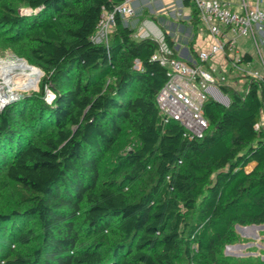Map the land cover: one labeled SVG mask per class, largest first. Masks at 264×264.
Instances as JSON below:
<instances>
[{
    "label": "trees",
    "instance_id": "trees-1",
    "mask_svg": "<svg viewBox=\"0 0 264 264\" xmlns=\"http://www.w3.org/2000/svg\"><path fill=\"white\" fill-rule=\"evenodd\" d=\"M18 1L37 13L24 19L0 0V29L12 34L0 35V43L22 50L17 44L29 38L28 60L49 78L72 82L39 105L41 116L26 118L17 108L9 117L12 103L0 112V184L18 200L0 211V250L33 242L31 252L1 255L2 264H264L221 253L237 238L234 225L264 224V131L255 128L264 110L263 82L245 73L239 94L225 78L218 86L228 104L208 96L207 127L189 138L178 122H162L156 106L167 79L166 67L151 59L156 41L132 37L134 28L117 14L110 45L91 39L101 11L123 0ZM162 41L168 57L179 58L165 32ZM111 74L114 80L105 83ZM133 117L139 144L100 169L102 154ZM108 171L114 177H104ZM132 183L139 192L130 197ZM114 219L119 240L106 247L108 257L101 238L81 240V225L94 233ZM25 220L35 227L23 228Z\"/></svg>",
    "mask_w": 264,
    "mask_h": 264
},
{
    "label": "built area",
    "instance_id": "built-area-1",
    "mask_svg": "<svg viewBox=\"0 0 264 264\" xmlns=\"http://www.w3.org/2000/svg\"><path fill=\"white\" fill-rule=\"evenodd\" d=\"M133 0H123L111 10H102L91 39L96 42L106 41L110 29L114 26L115 14L123 20L132 16ZM195 8L199 22L208 32L218 37L223 29L229 28L237 35L253 33L256 27L264 23V10L256 4L241 10L231 8L222 0H187ZM264 3V0H263ZM157 45L151 59L166 67L167 79L155 95V103L162 122L174 120L184 128V135L199 137L207 127V120L202 113V106L208 96L217 95L219 83L225 80L224 74L206 62L223 50L225 42L216 40L208 49L200 50L194 58H171L169 50L162 40H155ZM229 49L233 50L232 44ZM237 57L236 60H239ZM235 59V57H234ZM253 77L264 84V75L257 73ZM220 90V89H219ZM261 115V114H260ZM255 128L264 130V113L259 117Z\"/></svg>",
    "mask_w": 264,
    "mask_h": 264
},
{
    "label": "rangeland",
    "instance_id": "rangeland-1",
    "mask_svg": "<svg viewBox=\"0 0 264 264\" xmlns=\"http://www.w3.org/2000/svg\"><path fill=\"white\" fill-rule=\"evenodd\" d=\"M7 2L9 3L10 7L13 8L15 13L23 16L24 19L29 20L33 16V14L37 13V9L30 8L27 5L19 2L18 0H7ZM145 14L146 15L148 14L150 16L152 13H150V11L146 9ZM133 16L134 13L132 16L125 17L124 20L130 21V19H132ZM134 17L139 19V17H141L140 13H137ZM148 19L150 20V18ZM124 20L123 23H126V21ZM64 22L69 25H73L74 22L73 17L66 16L64 18ZM171 22L173 21L171 20ZM156 23L161 25L160 21L158 20H156ZM141 24L142 21L141 22L136 21L132 37L136 39L139 38V35L135 33V29L141 26ZM0 35L1 37H6L12 34L10 32H7L5 29L3 30L0 29ZM96 42H100V41L96 40ZM102 43L110 45L111 36L108 37V40ZM17 45L25 49V51L23 49L15 50L12 47L0 43V62H10L17 57L22 58L24 60L26 59L29 62L28 64L32 66L34 69H36L35 70L36 77L35 79H33V81L30 83L28 87H21L19 85L20 84L19 82H13L10 85L11 88L13 89L10 91L12 97L8 100H5L0 96V112L3 111V108L6 104L12 103L13 106L11 108H8L7 111L9 117H11L10 115L13 116L15 114H18L17 112L21 109H22L21 114H23L24 117L26 118L34 117L37 115L41 116L42 114L45 113L44 112L42 114L39 113V111L37 110L39 105L41 103H45L49 105L54 98L55 90L66 88L67 86H69V84L72 81L66 80L56 75L49 78L50 72L44 71L42 68H40V66L37 63L33 64L31 60H28L27 56H25V54L27 53L26 49L30 45H33L32 41L29 38L25 37L21 39ZM122 59H124V56L121 54L120 61H122ZM115 66L114 68L111 69V71L115 69ZM132 67L133 68L136 67L135 61L133 62ZM216 73L225 75L226 78L225 85L227 87L236 91L239 94H242L244 92L246 87V79H245L246 76L244 71L241 70L239 71L234 70L229 72L216 71ZM44 78H46L48 81L43 87H41V83L43 82ZM113 80H114V76L112 74L107 75L103 78V81L107 84ZM5 93H7L6 90ZM222 93L225 94L224 92ZM225 95L228 96V94ZM32 124L34 125L35 123L32 121ZM31 127L33 126L31 125ZM49 128L51 127L46 126V128L44 129L47 130ZM122 128L123 130L119 134L115 143L111 146V148L107 152H104L102 154V158L100 161V169L110 168L113 165V163L117 162V160L120 158V156L123 153L134 149L139 144L136 135V131L138 129L136 117H133L132 123L123 124ZM44 136L45 135L42 134L41 138ZM105 173L107 175H105L104 177H107V179L114 177L112 174H110L109 171ZM0 178L1 180H3V174H1ZM126 192L130 197L136 196V194L139 192V186H137L136 183H132L128 185V189L126 190ZM14 193L15 192L13 190L11 191L5 189L0 184V211L10 209L18 205L17 204L18 200ZM80 217L81 214H77L76 218L80 219ZM115 223H116V219L110 221L103 227L98 228V230H96L94 233H90L88 230H86V227H84V225L83 226L81 225L80 228L81 240L83 242H89L101 238L104 241L103 254L105 257H108L109 251L107 250L106 247L110 245L111 242L119 240V235ZM34 227L35 225L32 220H25L23 228H34ZM233 231L236 234L237 238L234 242L230 243L232 246L226 247L227 244L222 246L221 248L222 254L231 256L233 258H246L247 256H249V257H259L261 260H264V225L262 228L255 230V232L257 233L255 237L250 233L247 235L242 234L240 231L236 229L235 225L233 226ZM32 243L33 242L30 241L28 242L27 246H23L17 244L16 242H13L14 246L11 243L9 245L11 247L9 251L7 247L5 250H0V264H2L1 255H4L5 253H7V255L10 257L13 255L14 251H19L22 253L31 252L30 246L33 245Z\"/></svg>",
    "mask_w": 264,
    "mask_h": 264
},
{
    "label": "crops",
    "instance_id": "crops-1",
    "mask_svg": "<svg viewBox=\"0 0 264 264\" xmlns=\"http://www.w3.org/2000/svg\"><path fill=\"white\" fill-rule=\"evenodd\" d=\"M222 1L236 10L252 7L255 4L264 10L263 0ZM132 6L134 16L140 13L141 17L137 19L133 16L130 21H124L131 28H134L136 21H142L141 26L135 29L139 38L162 40V32H165L173 41L175 55L179 58H192V51L196 54L200 50L208 49L216 40L223 41L225 42L223 50L206 64L219 72L241 70L251 76L255 72L259 76L264 75V23H261L260 27H256L250 34L237 35L231 29L226 28L218 37H214L204 26L191 19L192 9L185 0H133ZM146 9L152 13L150 16L145 14ZM156 20L160 21L162 26L157 24ZM230 44L233 50L229 49ZM244 53L250 55V61L236 60ZM262 113L264 110L260 112L261 115Z\"/></svg>",
    "mask_w": 264,
    "mask_h": 264
},
{
    "label": "bare ground",
    "instance_id": "bare-ground-1",
    "mask_svg": "<svg viewBox=\"0 0 264 264\" xmlns=\"http://www.w3.org/2000/svg\"><path fill=\"white\" fill-rule=\"evenodd\" d=\"M35 70L26 60L19 57L10 62H0V96L5 100L12 97L10 91L13 89L10 85L13 82H19L21 87H28L36 77Z\"/></svg>",
    "mask_w": 264,
    "mask_h": 264
},
{
    "label": "water",
    "instance_id": "water-1",
    "mask_svg": "<svg viewBox=\"0 0 264 264\" xmlns=\"http://www.w3.org/2000/svg\"><path fill=\"white\" fill-rule=\"evenodd\" d=\"M217 95H212L214 101L226 106L229 102V98L227 95L223 94L221 90L216 89L215 91ZM264 224H249V225H235L236 229L240 231L242 234H252L254 237L257 235L255 232L256 229L262 228ZM232 246L231 244H227L226 247Z\"/></svg>",
    "mask_w": 264,
    "mask_h": 264
}]
</instances>
